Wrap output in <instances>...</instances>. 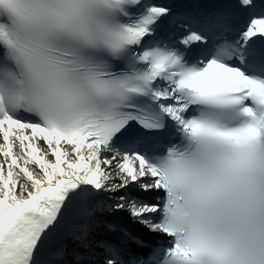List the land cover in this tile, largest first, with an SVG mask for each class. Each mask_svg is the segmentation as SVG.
I'll list each match as a JSON object with an SVG mask.
<instances>
[{
	"label": "snow or ice",
	"instance_id": "1",
	"mask_svg": "<svg viewBox=\"0 0 264 264\" xmlns=\"http://www.w3.org/2000/svg\"><path fill=\"white\" fill-rule=\"evenodd\" d=\"M0 264H264V0H0Z\"/></svg>",
	"mask_w": 264,
	"mask_h": 264
}]
</instances>
